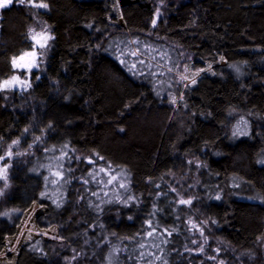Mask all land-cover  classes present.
Masks as SVG:
<instances>
[{"label":"trees","instance_id":"16d2710c","mask_svg":"<svg viewBox=\"0 0 264 264\" xmlns=\"http://www.w3.org/2000/svg\"><path fill=\"white\" fill-rule=\"evenodd\" d=\"M150 1L125 27L114 0L3 10L0 160L18 153L0 252L34 205L60 234L17 264H264V0ZM38 25L53 37L40 71L3 90ZM219 58L166 103L184 66Z\"/></svg>","mask_w":264,"mask_h":264},{"label":"rangeland","instance_id":"374dc122","mask_svg":"<svg viewBox=\"0 0 264 264\" xmlns=\"http://www.w3.org/2000/svg\"><path fill=\"white\" fill-rule=\"evenodd\" d=\"M16 2L19 4L25 3V1L21 3L19 2V0H13L10 6L14 5ZM150 4V0H114V5L109 21L110 23L116 24L118 27H125L131 21L128 17V11L131 8L138 5L148 6ZM38 6L43 10H46V7L42 6V4H39ZM5 8L8 7H4L0 10V22L2 20V12ZM38 27L39 28L32 29L30 35V40L33 43L34 50L27 53H36V69L34 71L27 72L18 71L12 79H10L5 85H3V90L17 83L19 84L18 87L20 86V83L30 87V81L33 74L40 71L42 63L41 59L43 56H45L49 45L53 40V37L48 28H44L42 25H38ZM224 65H226V61L223 58H219L215 63H204V67L201 69H196L194 63L184 66L178 76L181 93L180 95H168L165 98L166 103L177 110L180 104L185 100V93L188 90L196 88L200 81L205 77H214L216 67ZM17 153L10 151V153H8L5 158L0 160V200H2L8 192L10 170ZM45 211L46 209L44 207L34 205L28 212L25 213L22 223L17 230V234L6 241L5 250L3 252H0V264H17L22 249L26 245L39 238L60 242V234L57 227L42 230L37 225V218L40 215L44 214Z\"/></svg>","mask_w":264,"mask_h":264},{"label":"water","instance_id":"95a60500","mask_svg":"<svg viewBox=\"0 0 264 264\" xmlns=\"http://www.w3.org/2000/svg\"><path fill=\"white\" fill-rule=\"evenodd\" d=\"M11 4H9L7 7H9ZM4 7H0V10ZM13 67L17 71H34L37 67V56L35 52H32L30 54L23 55L19 57L16 61L13 62ZM18 83L9 86L8 88L11 90L16 91H24L28 88V86H25L20 83V86L18 87Z\"/></svg>","mask_w":264,"mask_h":264},{"label":"snow or ice","instance_id":"6c2138e0","mask_svg":"<svg viewBox=\"0 0 264 264\" xmlns=\"http://www.w3.org/2000/svg\"><path fill=\"white\" fill-rule=\"evenodd\" d=\"M12 0H2V2H0V7H7L9 4H11ZM19 2H23V0H19ZM44 7H46V5H42ZM188 203V202H185Z\"/></svg>","mask_w":264,"mask_h":264},{"label":"flooded vegetation","instance_id":"af4514ba","mask_svg":"<svg viewBox=\"0 0 264 264\" xmlns=\"http://www.w3.org/2000/svg\"><path fill=\"white\" fill-rule=\"evenodd\" d=\"M13 1V0H12ZM15 1H18V0H15ZM23 1H25V0H23ZM1 2H2V0H1ZM12 3V2H11ZM38 50V49H37Z\"/></svg>","mask_w":264,"mask_h":264}]
</instances>
